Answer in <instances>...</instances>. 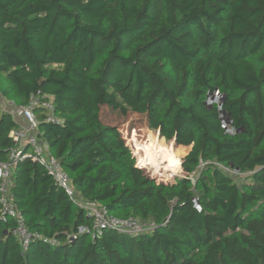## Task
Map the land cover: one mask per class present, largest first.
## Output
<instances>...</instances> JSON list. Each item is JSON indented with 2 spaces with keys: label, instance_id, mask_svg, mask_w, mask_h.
Instances as JSON below:
<instances>
[{
  "label": "trees",
  "instance_id": "1",
  "mask_svg": "<svg viewBox=\"0 0 264 264\" xmlns=\"http://www.w3.org/2000/svg\"><path fill=\"white\" fill-rule=\"evenodd\" d=\"M32 94L51 96L63 121L40 114L37 136L76 198L154 226L92 239L88 211L25 158L12 200L32 233L58 243L24 250L0 202V264H264V0H0V164L22 126L10 102ZM103 105L160 132L142 168L169 172L165 140L191 147L186 175H146ZM144 127L126 139L140 147Z\"/></svg>",
  "mask_w": 264,
  "mask_h": 264
},
{
  "label": "built area",
  "instance_id": "2",
  "mask_svg": "<svg viewBox=\"0 0 264 264\" xmlns=\"http://www.w3.org/2000/svg\"><path fill=\"white\" fill-rule=\"evenodd\" d=\"M10 104L15 107L14 113L23 122L21 127L10 132L14 146L11 149L9 161L0 164V202L2 218H12L17 222L13 233L21 242L24 250L36 238L43 239L52 245L58 243L55 238L50 239L42 237L40 234L32 233L26 227L23 215L12 200L13 169L20 160L25 158H31L43 164L58 186L63 188L72 200H77L79 205L88 211L93 218V224L86 227L85 233L90 235L92 239L100 238L108 229L129 233H139L153 229L154 223H142L132 216L127 218L117 217L111 214L106 206L91 202H80L76 198L77 195L72 187L70 176L62 169L59 160L49 151L48 146L41 142L37 136L40 114H45L47 122L56 124L63 122L55 113L56 107L51 96L47 94H32L25 105L16 106L14 102Z\"/></svg>",
  "mask_w": 264,
  "mask_h": 264
},
{
  "label": "rangeland",
  "instance_id": "3",
  "mask_svg": "<svg viewBox=\"0 0 264 264\" xmlns=\"http://www.w3.org/2000/svg\"><path fill=\"white\" fill-rule=\"evenodd\" d=\"M101 119H102L104 124L117 127L118 130L123 134L124 139L126 140V143L129 146V148L132 152V155L135 158L138 166L140 165L139 164L140 159L144 157L142 146H147L148 144H150V141H151L149 132H152L153 135L157 136L158 138H163L160 135V132L158 130H153V129H150L148 127L147 115H145V114L139 115L136 113L129 112L128 114L123 115L121 113L120 109L115 108V107H110L108 105H103L102 110H101ZM143 119L145 120V124H146L147 128L144 127L140 130H137L138 140H139V143L141 145L140 147H138L135 144V141L130 142L128 139H126V131L125 130H128L129 128H134ZM172 142H174V140H170V141L165 140L166 144L163 145V148H164L163 149V154H164L163 157H165L166 159L169 160V166L167 167V170H169L170 173L164 172L165 174L164 173L162 174L163 171H158V172L154 173V171L152 169H150V168L147 169L148 167L145 169V168H142L143 166L140 165L141 168L144 169V172L146 173V175L150 176L151 178H154L156 180V182L169 183V182H173L176 177L186 175V173L184 172V170L182 168V161H183V158L185 157V155L190 150V147L178 145L175 142H174L175 143V147H174V146L170 145V143H172ZM176 153L180 154V159H181V164H180L181 169L179 172L177 171V168H176L177 162H178L177 161L178 157L176 156ZM152 175H153V177H152ZM199 175H200L199 171L198 172L196 171L193 174H191L190 176L194 179H197Z\"/></svg>",
  "mask_w": 264,
  "mask_h": 264
},
{
  "label": "water",
  "instance_id": "4",
  "mask_svg": "<svg viewBox=\"0 0 264 264\" xmlns=\"http://www.w3.org/2000/svg\"><path fill=\"white\" fill-rule=\"evenodd\" d=\"M19 120L21 121V119L19 118ZM174 140V142L176 143V140L175 139H173ZM190 149H191V147H190Z\"/></svg>",
  "mask_w": 264,
  "mask_h": 264
},
{
  "label": "crops",
  "instance_id": "5",
  "mask_svg": "<svg viewBox=\"0 0 264 264\" xmlns=\"http://www.w3.org/2000/svg\"><path fill=\"white\" fill-rule=\"evenodd\" d=\"M10 103H12V102H10ZM4 106H5V104H4ZM23 122V121H22Z\"/></svg>",
  "mask_w": 264,
  "mask_h": 264
},
{
  "label": "clouds",
  "instance_id": "6",
  "mask_svg": "<svg viewBox=\"0 0 264 264\" xmlns=\"http://www.w3.org/2000/svg\"><path fill=\"white\" fill-rule=\"evenodd\" d=\"M136 165H137V163H136ZM138 166V165H137Z\"/></svg>",
  "mask_w": 264,
  "mask_h": 264
}]
</instances>
